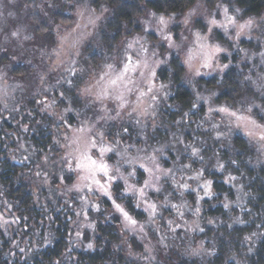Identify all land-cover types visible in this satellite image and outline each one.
Wrapping results in <instances>:
<instances>
[{
    "label": "rangeland",
    "instance_id": "374dc122",
    "mask_svg": "<svg viewBox=\"0 0 264 264\" xmlns=\"http://www.w3.org/2000/svg\"><path fill=\"white\" fill-rule=\"evenodd\" d=\"M100 1L0 0V119L20 122L22 114L33 109L48 113L57 122L53 136L59 147L56 145L58 152L51 154L50 169L54 174L55 166L70 171L67 174L72 178L71 184L65 180L64 183L61 177L57 186L63 182L69 198L77 203L74 204L77 217L72 238L75 242L80 241L87 230L92 232L89 209H93L102 196H107L90 179H81L89 173L77 168V162L85 155L99 161V147L112 149L105 153L103 160L111 168L110 175L116 178L108 181L98 174L97 179L107 184L108 192L113 184H121L122 193L132 197L144 211L146 226L135 225L133 228L121 220L118 228L125 240L129 235L136 236L137 245L131 243L129 247L131 256L149 259L162 239V231L158 238L155 237L158 228L173 230L180 226L194 229L196 221L188 213L191 211L190 197H175L174 193H180L182 189L174 180L179 174H187L182 182L191 185L184 188V192L192 193L195 208L197 200L210 196L211 183L208 195L202 187L209 181L203 178V169L209 164L211 170L214 168V139L239 134L264 152V139H261L264 136V13L258 17H245L234 0H197L179 15L141 8L138 16L123 24L122 28L117 27L119 33L114 35L113 41L103 37L112 13ZM123 1L131 3L136 0ZM225 9L235 20L227 30L218 26L227 24ZM59 13L68 19L58 21L55 15ZM161 16L168 21L163 35L158 23ZM249 19L253 20V25L241 30L239 25ZM212 20H216L217 25L211 24ZM197 33L206 38L203 43L209 49L212 46L223 49L212 57L207 67L203 66L205 50L198 47ZM164 35L172 37L174 47H169ZM129 43L132 48L128 47ZM190 51L193 53L191 70L185 63ZM235 55L238 56L236 59ZM173 56L178 57L184 68L183 80L194 97V109L203 108V121L199 124L203 125L204 131L210 132L208 142L201 139L205 148L209 145L213 148L210 156L205 157L203 169L196 166L203 160L200 158L203 150L195 146L188 150L190 144L186 143L183 134H178L179 124L174 126L173 123L172 126L168 119L160 118L159 109L164 104L169 106L172 87L168 81H159L157 73ZM141 61H146L148 67H143ZM130 64L137 65L135 71L125 74L131 83L127 87L120 84L118 90H110L109 95L101 96V88L107 80ZM108 65L112 68L109 69ZM231 65H236L244 73V92L235 104L217 101L220 90L198 82L200 78L221 79ZM117 95H122L123 107L122 101L116 99ZM77 106L86 108L81 111ZM221 108L228 111L221 112ZM71 115L76 117L73 125L69 121ZM64 121L66 123L62 125ZM93 143L95 148L91 147ZM193 149L197 150L196 155H193ZM59 150H64L62 155ZM58 157L59 160L54 159ZM146 169H150L151 174ZM139 171L141 177L137 176ZM43 180L36 182L39 186H47ZM146 180L150 184L148 187H145ZM167 180L175 183L173 187L166 188ZM129 185L134 186L132 191H126ZM75 186H80L79 191ZM140 188H144L143 197L136 191ZM115 199L118 200L117 194H114L113 202ZM150 203L157 206L154 216H150L151 209L147 207ZM10 222L8 213L0 210V227L7 229ZM191 247L188 245L183 249ZM196 252L194 250V254Z\"/></svg>",
    "mask_w": 264,
    "mask_h": 264
},
{
    "label": "trees",
    "instance_id": "16d2710c",
    "mask_svg": "<svg viewBox=\"0 0 264 264\" xmlns=\"http://www.w3.org/2000/svg\"><path fill=\"white\" fill-rule=\"evenodd\" d=\"M101 1L100 4L112 13L108 32L103 31V37L115 41L114 37L119 33L117 27L122 28L138 16L139 9L179 15L197 0ZM234 3L245 17H258L264 13V0H234ZM55 16L58 21L68 19L60 13ZM237 57L235 55L234 59ZM183 74L180 60L174 56L167 66L158 70V80L168 81L172 87L169 106L164 104L159 111L161 119H168L174 126L179 124L182 130L178 134H183L186 143L190 144L188 150L194 146L203 150L200 157L203 160L196 166L203 169L205 157L210 156L214 148V153L211 152L214 168L211 170L209 164L203 169V178L211 182L210 196L197 200L195 208L196 201L191 198L190 191L184 192L185 189L180 187L182 191L174 193L177 198L190 197L191 211L188 213L196 221L194 229L158 228L155 237L160 236V231L163 234L154 256L149 259L131 256L130 244L137 245L138 242L134 235H129L126 241L119 231L118 225L125 219L114 207V194L118 197L115 203L120 204L136 225L144 226L147 217L132 197L122 193V185L115 183L108 192L111 198L102 196L93 209H89L92 232L87 230L80 241H73L77 217L74 204L77 203L69 198L64 186V180L71 184L72 178L67 174L70 171L55 166L54 174L50 169L51 154L58 152L59 147L53 136V128L58 124L48 113L30 109L22 114L20 122L0 119V210L6 211L11 219L7 229L0 227V264H264V152L239 134L214 139L213 148L210 145L205 148L201 139L208 142L210 132L204 131L203 125L199 124L203 121V108L194 109V97ZM243 75L236 65H231L221 79L200 78L198 82L219 89L217 101L235 104L244 92ZM76 108L82 111L86 107ZM69 121L73 125L76 117L71 115ZM63 151L59 150L61 155ZM141 175L139 171L137 176ZM186 175H177L174 182L184 185L182 181ZM61 177L64 183L57 186ZM43 179L47 186H39L36 182ZM167 181V189L175 184ZM187 244L192 246L191 249H183ZM194 250H197L195 254Z\"/></svg>",
    "mask_w": 264,
    "mask_h": 264
},
{
    "label": "snow or ice",
    "instance_id": "6c2138e0",
    "mask_svg": "<svg viewBox=\"0 0 264 264\" xmlns=\"http://www.w3.org/2000/svg\"><path fill=\"white\" fill-rule=\"evenodd\" d=\"M237 11H239V10H237ZM224 14H225V17H226V20H227V24L218 25V26H223L227 30V26L231 25V24H235V20H234L233 17L228 15V9L224 10ZM158 23L162 26L161 27V34L163 35L164 29L167 27L168 21L165 19L164 16H161V17H159ZM217 23L218 22L216 20H212L211 21V24H213V25H217ZM253 23H254L253 20L249 19L244 24L239 25V27H240L241 30H243L244 28H250L253 25ZM13 35L15 36L16 33H13ZM163 38L168 41L169 47H174L175 46L173 44L172 37L170 35H164ZM196 38H197V41H198V47L205 50L204 51V65L203 66L207 67V66L210 65V61H211L212 57L216 53H219V52L223 51V49H221L219 46H212L209 49L208 45L206 43H203V41H205L206 38L200 36L199 33L196 34ZM128 47L132 48L133 47L132 43H129ZM192 57H193V53L190 51L189 55H188V59L185 61V63L189 65L190 70H191ZM130 59L131 58H129V60ZM141 64L145 68L148 67V64H147L146 61H141ZM136 67H137V65H135V64L125 65V67H124L122 72L117 74L114 78H109L107 80L106 84L101 88L100 95L101 96L109 95L110 94V90H112V91L118 90V88L120 87V84H124V86L127 87V84L131 83V80L130 79L126 80L125 74L127 72H129V71H135ZM223 67H227V65H224ZM108 68L111 69L112 66L108 65ZM152 74L154 75V72ZM105 76H109V74L105 73ZM102 79H104V78L102 77ZM149 91H151V87L149 88ZM141 95H144V93H141ZM154 98L155 97H153V99ZM116 99L122 101L121 107H123L124 103H123L122 95H117ZM219 111L227 112L228 109L221 108V109H219ZM231 114L235 115V113H231ZM261 139H264V136H261ZM91 147L95 148L96 144L95 143L91 144ZM111 150L112 149L108 148L107 146H101V147L98 148V151L100 152V156H101V159L99 161L93 159L91 156L85 155L83 160H79L77 162V168L86 169L88 171V173H89V175L84 176L81 179H85V180L90 179L91 182L93 184L97 185L99 187V189L104 192L105 195H109V198H111V196H110V193H108L107 184L106 183H101V180L97 179V175L98 174L102 175L103 177L107 178L108 181L114 180L116 178L115 176L110 175L111 168L103 160V157H104L105 153L110 152ZM196 154H197V150L193 149V155H196ZM129 163H134V161H129ZM141 167H144V165H141ZM116 171H119V169H116ZM146 171H149V173L151 174V170L150 169H146ZM157 171H159L158 168H157ZM129 175L131 176V175H133V173H129ZM165 175H167V173H165ZM156 179L158 180L159 176H157ZM144 183H145V187L150 186L148 180H146ZM210 183L211 182L208 181L202 186L204 188V190H205V194L206 195L210 194V192H209ZM75 187H76L77 191H79V187L80 186H75ZM133 187L134 186L129 185L126 188V191H132ZM181 187L187 188L188 186H187V184H184V185H181ZM155 190L159 191V188H156ZM136 191L139 193V195L141 197H143L145 195L144 188L136 189ZM113 204H114V207L118 211H120L121 214L123 215V217H124V219L126 221V226L134 228L137 222L134 219H132V217L129 216L127 212L124 211V209L120 206V204L115 203V201L113 202ZM225 206L227 207V205H225ZM147 207L151 209L150 216H154L155 213H156L157 206L154 203H150V204L147 205ZM173 207H175V205H173ZM141 230H142V228H141ZM89 247H91V245H89Z\"/></svg>",
    "mask_w": 264,
    "mask_h": 264
}]
</instances>
